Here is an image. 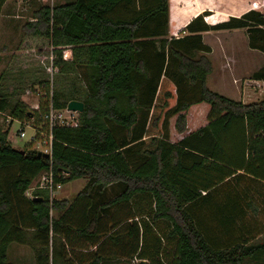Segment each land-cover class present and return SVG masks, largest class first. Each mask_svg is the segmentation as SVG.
I'll list each match as a JSON object with an SVG mask.
<instances>
[{"label": "trees", "instance_id": "1", "mask_svg": "<svg viewBox=\"0 0 264 264\" xmlns=\"http://www.w3.org/2000/svg\"><path fill=\"white\" fill-rule=\"evenodd\" d=\"M169 7V0H74L43 6L24 25L26 36L50 42L58 73L85 67L89 87L54 90L55 109L79 101L84 111L76 127L53 129L51 159L15 148L0 124V264H11L12 244L29 246L36 264H264V242L255 243L264 230L256 231L246 211L240 227L226 219L232 230L217 225L215 236L197 214L202 192L211 195L226 181L264 186V96L244 104L210 90L212 48L203 39L205 32L244 29L249 48L264 54V15L251 10L210 25L204 12L175 37ZM64 47L72 48L70 61ZM251 79L264 82V65ZM43 98L36 110L0 98V112L39 128ZM193 107L203 116L189 117ZM233 146L244 154L237 165L228 157ZM50 170L63 185L87 181L69 208L46 191L27 196ZM204 203L213 209L209 198ZM235 230V241L218 236ZM81 246L96 248L91 262L81 259Z\"/></svg>", "mask_w": 264, "mask_h": 264}, {"label": "rangeland", "instance_id": "2", "mask_svg": "<svg viewBox=\"0 0 264 264\" xmlns=\"http://www.w3.org/2000/svg\"><path fill=\"white\" fill-rule=\"evenodd\" d=\"M74 0H7L3 5L0 13V98L6 97L13 106L23 101L32 110L37 109L41 96L45 93L42 84H53L54 90L63 89L71 91L73 89H87L89 87L88 74L85 67L78 68L75 73L62 75L58 69L53 66V48L46 39L26 36L24 25L34 21V12L43 6L54 7L61 4L73 2ZM169 17L174 27L177 24L180 27L186 25L191 19L203 11L208 12L206 18L211 19V25L229 20L231 17H242L251 10H257L264 15V0H169ZM202 8V9H201ZM217 13V15H216ZM183 29L175 31L177 36ZM173 34H170L172 36ZM205 42L213 49L209 59L212 63V71L208 76L207 85L210 90L231 98L235 101L250 104L261 100L264 96V84H254L252 75L259 71L264 65V54L257 50L249 48L248 37L244 29L212 31L206 35ZM67 48L64 47V51ZM56 59V58H55ZM43 100V98H42ZM41 100V102H42ZM205 105V104H204ZM201 105L199 107H203ZM12 106V107H13ZM193 107L189 117L203 116V108ZM198 113V114H194ZM206 120V117L204 118ZM196 121V120H195ZM191 123V126L195 124ZM175 119L171 120V130ZM206 123V122H205ZM0 124L4 131H9L8 139L17 149H37L38 145H31V138L35 134L31 126H23L22 122L11 117L9 111L0 114ZM24 130L26 136L20 137L21 131ZM175 131V128L174 130ZM240 143L239 141H237ZM235 144V143H233ZM229 145H232L231 143ZM229 159L236 165L240 164L244 154L240 151V146L229 147ZM39 177L36 178L31 186L30 194L33 195L38 184ZM87 181L84 179L69 181L63 185L60 192L56 194L55 199H61L64 196H77L86 186ZM259 185L249 180L237 178L221 187L222 195L225 193L227 198L235 199L241 197L249 199L247 204L242 208L247 212V217L252 221L256 220L258 229L264 230V212H260V206L256 201L258 193H264V190H256ZM34 189V190H33ZM117 187L111 188L109 194L117 191ZM29 196V195H28ZM203 209L207 203H202ZM218 205V207L216 206ZM209 205V204H208ZM211 211L201 219L205 233L215 236L219 232L217 225L222 229L232 230L234 224L226 223L225 220L234 219L238 226L244 222L243 215L237 211L236 205L228 202L218 204L211 202ZM214 209H217L215 211ZM203 210L198 209L197 214ZM258 217V218H257ZM217 218V220H216ZM238 218V219H237ZM222 220L224 223L222 224ZM252 222V224H255ZM246 223V222H245ZM221 229V227H220ZM161 236L163 234L160 232ZM238 231L227 234H219L222 240L229 242L235 241L239 237ZM215 241L218 242L217 239ZM217 242L213 244H218ZM264 242V231L255 239V243ZM212 244V245H213ZM214 246V245H213ZM10 259L17 264L19 261L24 264H35L34 254L28 246H14L11 249ZM32 254V255H31ZM33 256V262L32 261ZM17 259L19 260L17 262ZM10 261V262H11ZM19 264V263H18ZM137 264H140L137 261Z\"/></svg>", "mask_w": 264, "mask_h": 264}, {"label": "built area", "instance_id": "3", "mask_svg": "<svg viewBox=\"0 0 264 264\" xmlns=\"http://www.w3.org/2000/svg\"><path fill=\"white\" fill-rule=\"evenodd\" d=\"M71 58H72V50L67 48V50L64 51L63 53V59L65 61H70ZM52 60L55 61L54 54H53ZM53 66H54V63H53ZM45 90L46 92L44 93V95L41 96V100L43 97H45L46 101H48V107L46 109V112L42 115V118H41L43 121L42 126L39 128H35V126L29 123H22V125L23 126L30 125L31 128H33L35 134L31 138L30 144L31 145H33V143L37 144L38 148L36 150L41 153L50 155V159H51L52 152H53V141H54L53 129L57 126L76 127L78 125L79 113L70 111L68 107L65 109H55L52 103L53 92H54L53 84L52 86L49 85V87L45 88ZM41 100H40V103L37 109L40 107ZM0 114H3V113L0 112ZM25 136L26 134L24 130H22L20 137L23 138ZM62 188H63V184L56 180V176L54 175L52 170L43 172L39 176V181H38V184L36 185V190L48 192L51 200L55 199L54 197H56V194L60 192ZM30 189L27 191V196L29 195V197H33V195L30 194Z\"/></svg>", "mask_w": 264, "mask_h": 264}, {"label": "crops", "instance_id": "4", "mask_svg": "<svg viewBox=\"0 0 264 264\" xmlns=\"http://www.w3.org/2000/svg\"><path fill=\"white\" fill-rule=\"evenodd\" d=\"M202 9V8H201ZM198 12H200L198 15H200V14H202V12L203 11H198ZM216 15H217V13H216ZM197 17V15L194 17V18H196ZM193 18V19H194ZM193 19H191V21L193 20ZM191 21H189L186 25H184L183 27H180V26H178L177 24H174V27L175 28H173V25L171 24L172 22H170V34H173L172 36H175V37H179V36H177V34H175V33H177V32H175V31H178V30H180V29H184ZM206 22L208 23V24H210L211 25V19L210 18H206ZM209 32H205V33H203V39H204V42H205V39H206V35L208 34ZM205 44H206V42H205ZM210 46V45H209ZM211 47V46H210ZM212 48V47H211ZM212 52H213V49H212ZM211 55V54H210ZM207 82H208V79H207ZM260 83V81H258V82H255L254 84H259ZM261 83H263V82H261ZM233 169V168H232ZM238 171V174H242L243 172L242 171H240V170H237ZM259 181H261V180H259ZM259 181H258V183H259ZM228 182L226 181V183H224V184H220V185H218V187H217V189L216 190H214V188L210 191V193H211V195L210 194H208V192L207 191H203L202 193V197L200 198V201L201 202H205L206 201V198H209L210 199V202H216V203H218V204H223L224 202H228V200L231 202V203H233V204H235L236 206H242L243 204H247V202H248V200H247V198H241V197H237V198H235V199H231V198H227V196L225 195V193L222 195V190H221V187H223L224 185H226ZM262 183H264V181H262ZM256 186V185H255ZM256 190H264V186L263 185H261V183H259V185H257L256 187ZM76 198V195L75 196H73V197H70V196H64L63 198H61V199H59V200H61V201H65V203H66V208H69V206L71 205V203L73 202V200ZM199 201V202H200ZM256 201L258 202V205L260 206V209H259V211L260 212H264V193H258L257 195H256ZM200 209H202L203 210V214H202V212L200 213V217H203L204 215H206V213H208V210H207V208L205 207L204 209H203V207L201 208V207H199ZM198 208V209H199ZM236 210L237 211H240V210H242V211H245L243 208L241 209L240 207H236ZM205 217V216H204ZM258 218V217H257ZM14 246H21V247H23L22 245H18V244H12L11 245V247H10V249H9V252H11V249L14 247ZM29 247V246H28ZM81 247H83V248H78V249H76V251L78 252V253H81L80 255H81V259L84 261V262H91L92 261V255L90 254V252L92 253V252H94V251H96V248L95 247H92V246H88V247H86V246H81ZM30 248V247H29ZM109 248V250H111L112 252H114V251H117L118 249H117V247H115V246H109L108 247ZM30 250L33 252V250L30 248ZM33 254H34V252H33ZM90 254V255H89ZM32 255V254H31ZM116 256H119V255H117V254H114L111 258H112V260L113 261H116L117 259H119V258H117ZM34 260H35V254H34ZM11 261V259H10V253H9V262ZM19 260L17 259V262H18ZM31 262H33V256H32V261ZM11 264H15V263H13L12 261L10 262ZM19 264H24L23 262H18ZM17 263V264H18ZM142 262H140V264H141ZM35 264H36V261H35ZM147 264H148V262H147Z\"/></svg>", "mask_w": 264, "mask_h": 264}, {"label": "water", "instance_id": "5", "mask_svg": "<svg viewBox=\"0 0 264 264\" xmlns=\"http://www.w3.org/2000/svg\"><path fill=\"white\" fill-rule=\"evenodd\" d=\"M68 109L72 112H78V113H82L84 111V104L82 102L79 101H71L68 104ZM21 153H24V151H20ZM41 155H43L46 158H50V155L45 154V153H41ZM35 200H41L40 198H35ZM141 264H147V261H142Z\"/></svg>", "mask_w": 264, "mask_h": 264}]
</instances>
